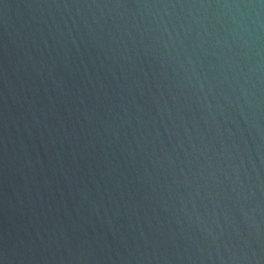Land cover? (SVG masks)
Returning <instances> with one entry per match:
<instances>
[{"label":"water","instance_id":"water-1","mask_svg":"<svg viewBox=\"0 0 264 264\" xmlns=\"http://www.w3.org/2000/svg\"><path fill=\"white\" fill-rule=\"evenodd\" d=\"M0 264H264V0H0Z\"/></svg>","mask_w":264,"mask_h":264}]
</instances>
